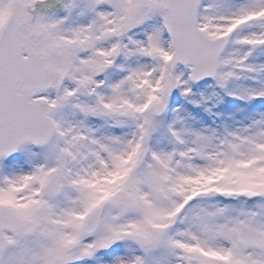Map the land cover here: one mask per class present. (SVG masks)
I'll return each instance as SVG.
<instances>
[{
    "label": "snow or ice",
    "instance_id": "6c2138e0",
    "mask_svg": "<svg viewBox=\"0 0 264 264\" xmlns=\"http://www.w3.org/2000/svg\"><path fill=\"white\" fill-rule=\"evenodd\" d=\"M0 264H264V0H0Z\"/></svg>",
    "mask_w": 264,
    "mask_h": 264
}]
</instances>
